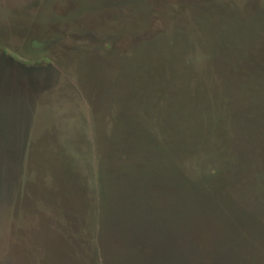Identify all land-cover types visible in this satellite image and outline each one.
I'll return each instance as SVG.
<instances>
[{"label": "trees", "instance_id": "trees-1", "mask_svg": "<svg viewBox=\"0 0 264 264\" xmlns=\"http://www.w3.org/2000/svg\"><path fill=\"white\" fill-rule=\"evenodd\" d=\"M236 9L216 1L127 47L146 21H116L107 63L80 57L84 132L59 115L23 142L9 215L19 204L18 236H50L30 264H104L109 233L110 263L119 242L157 264H264V22Z\"/></svg>", "mask_w": 264, "mask_h": 264}, {"label": "rangeland", "instance_id": "rangeland-1", "mask_svg": "<svg viewBox=\"0 0 264 264\" xmlns=\"http://www.w3.org/2000/svg\"><path fill=\"white\" fill-rule=\"evenodd\" d=\"M101 1L7 0L10 6L16 7L14 10L22 12L26 9L28 15L21 14L16 28L10 26L4 29L0 26V99L4 100L2 114L0 103V264H30L33 258L40 263L45 249L50 252L47 247L50 236L44 229L35 231V236L32 230L18 236V217L22 214L18 212L19 204H16L18 210L13 218L9 215L17 182L23 173L22 159L26 150L24 137L18 136L20 128L13 125V115L10 116L15 112L17 103H21L26 96V99L30 98L31 94L37 99L41 96L44 111L40 113L43 117L40 122L45 120V109L49 108L50 117L55 119L63 115L69 125L79 124L78 131L84 132L81 117L83 113L88 115L87 107L83 97L79 96L72 71L82 68L78 61L83 54H87L89 61L107 63L108 56L102 53L110 51L111 45L106 46V39L110 40L111 32H115L113 26L116 21H146L141 24L143 28H139L142 29L141 33L126 32L118 39L122 47H127L131 42L136 45L137 42L140 44L145 39H152V32L163 25L172 27L173 21H190V17L195 15L202 17L216 1L222 6L235 4L238 10L236 19L240 21L264 22V0H124L121 5L117 0ZM3 3L0 0V6ZM74 13L75 17L71 18ZM215 18L222 19L221 16ZM2 32L5 34L2 35ZM49 40L51 42L46 49L45 42ZM36 43L43 44L44 52H38ZM66 93L70 97L64 96ZM59 97L62 98V105L52 106V100ZM73 100H76V104ZM7 129L14 131L5 136L3 131ZM12 238L15 243H11ZM107 238L101 247L104 264H157L153 257L149 256L154 263L149 260L148 254L146 258L144 253L138 255L139 248H134V245L129 249L128 245L119 242L116 257L111 263L107 262L105 248L113 250L116 245L112 241L113 233H109ZM164 242L165 246L173 245L170 237L168 242ZM161 264H176V258Z\"/></svg>", "mask_w": 264, "mask_h": 264}, {"label": "flooded vegetation", "instance_id": "flooded-vegetation-1", "mask_svg": "<svg viewBox=\"0 0 264 264\" xmlns=\"http://www.w3.org/2000/svg\"><path fill=\"white\" fill-rule=\"evenodd\" d=\"M3 6H0V26H3V28H8L10 26L15 27L17 24L20 23L19 21V17L22 16L21 14H26L27 10H22V12H19V10H14L13 6H10V4L7 2V0H2ZM5 6V7H4ZM4 7V8H3ZM12 8V9H11ZM32 13V12H31ZM2 16H4V18H2ZM6 16V19H5ZM30 18L32 17V14H30L29 16ZM7 20V21H5ZM27 21V20H24ZM31 21V20H29ZM16 28V27H15ZM10 32V30H8ZM5 33L2 32V35H4ZM31 78V75H30ZM30 98L26 99L27 96L25 98H23L24 96L22 95L21 98L22 101H20L21 103H17L15 105L16 110L15 112H12L10 116H12L13 120H14V124L16 126H19V130L20 132L18 133L19 137H27V136H31L32 134L34 135L36 133V124H38V122H40L41 120H43V117H41L40 113H42V111H44L42 104L43 101L40 100L41 96L38 97V99L34 96V94L29 95ZM34 96V97H33ZM25 100H27L26 102H24ZM3 99H0V103H2V108H1V114L3 112ZM50 103V102H49ZM45 112L47 113L45 116V120L47 121L50 118L49 112L50 109L46 108ZM1 120V119H0ZM13 127V126H12ZM11 129H7V131H3L5 136H9V134L12 133Z\"/></svg>", "mask_w": 264, "mask_h": 264}]
</instances>
